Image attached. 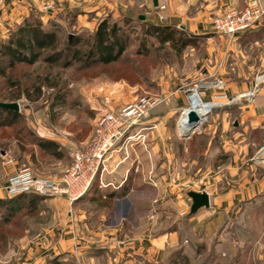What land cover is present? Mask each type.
<instances>
[{
  "label": "crops",
  "instance_id": "0c3cea01",
  "mask_svg": "<svg viewBox=\"0 0 264 264\" xmlns=\"http://www.w3.org/2000/svg\"><path fill=\"white\" fill-rule=\"evenodd\" d=\"M161 1L166 5L161 14L168 24L203 49L190 78L193 80L202 71L203 78L221 80L225 86L220 94L226 99H217L221 105L208 115L203 130L204 168L195 169V157L200 155L195 154V147L190 149L192 137L182 141L171 127L177 111L186 106L181 88L185 84L179 80L181 83L170 94V103L150 113L142 125L144 130H134L142 138L128 145L117 143L104 162V170L97 176V182L104 186L99 192L103 199L114 197V207L105 212L108 217L94 229L96 232L89 236L92 239H75L72 226L60 232L45 231L43 240L20 255L22 264H42L56 257L61 264H111L122 259L130 263L134 258L161 263L181 254L191 260V247L180 241L178 231L171 230L157 239L149 237L147 224L141 221L149 208L142 201L149 198L147 192L154 199H180L181 183L204 182L205 187L193 189L209 197V208L188 219L195 224V232L198 227L205 231L219 227L223 218L227 220L240 210L241 203L264 195V163L254 160L257 146L251 141L256 133L264 132V84L253 96H244L252 90L250 75L264 71V13L257 25L229 38L215 34L211 21L229 9H242L248 0H157V4ZM258 2L264 10V0ZM157 14L153 0H10L0 4V34L8 24L20 25L30 16L39 19L45 28L92 33L106 17L153 23ZM216 94L208 91L204 99L214 100ZM196 132L200 134V126ZM3 170L8 177L17 168L11 164ZM5 198L0 192V199ZM165 249H171V256L165 254Z\"/></svg>",
  "mask_w": 264,
  "mask_h": 264
},
{
  "label": "rangeland",
  "instance_id": "374dc122",
  "mask_svg": "<svg viewBox=\"0 0 264 264\" xmlns=\"http://www.w3.org/2000/svg\"><path fill=\"white\" fill-rule=\"evenodd\" d=\"M119 23L124 32L130 31L129 42L121 58L112 64L96 63L83 66L68 58L56 64L46 65L39 60L31 67L16 66L9 71L8 78H0V102L16 93L20 96L14 101L19 104L20 120L13 126L9 127L6 124L0 127V192L3 195L5 193L2 188L11 176L7 177L3 168L13 164L17 168L16 172L28 170L39 178L58 179L70 165L69 149L86 146L92 138L98 120L108 110L120 109L140 97H169V102L154 109L157 110L170 103V94L176 89L177 83L183 81L185 85L181 88L185 93L198 81L200 74L203 76V72L198 71L193 80L190 78V74L196 71L195 67L203 53L201 44L188 40L187 43L177 46V49L172 48L170 43L160 45L155 39H148L147 44H150L151 48L143 54L139 48L140 41L137 39L141 33L137 28L139 23L126 20ZM17 26L10 23L4 27L0 34V44L7 43ZM49 28L55 29V27L45 29ZM57 31L59 47L65 44L69 35L84 40L90 34L83 31L74 33L59 29ZM82 49L86 48L82 46ZM137 49L138 54L135 52ZM250 55L252 56V53ZM65 63H69V66L64 67ZM261 75H264V71H255L250 75L251 89L255 78ZM45 76L58 83L56 89L45 87L43 82ZM186 77L190 79L184 81ZM10 83H17L19 86L10 88ZM37 87H40V92L36 91ZM59 90L64 95V103L53 106ZM184 102L187 106V100ZM178 114L179 111L176 119ZM2 118L3 116H0V122L3 121ZM205 124L206 121L197 125L187 137L184 136L186 132L179 134L175 119L174 125L171 126L175 136L182 141L192 137L190 149L195 147V154L200 155L195 157L196 170L204 168L201 157L205 145L203 136ZM199 126L200 134H195ZM42 140L54 142L57 151L63 156L57 158L53 156L52 150L42 149L39 145ZM251 141H255L258 149L264 144V132L256 133ZM147 184L151 185V182L148 181ZM181 184L184 185L181 187L180 199L173 196L154 199L151 198V192H147L149 198L142 200L149 205L148 211L143 208L146 211L141 221L147 224L150 238L157 239L171 230L178 231L180 241L182 243L186 241L192 250L189 255L193 258L188 260L187 264H206L214 259L217 260L213 262L214 264H264V195L241 203L240 210L227 220L223 218L219 227L208 231L198 227L195 232V224L188 222V219L194 217L197 211L189 214L191 202L186 194L194 191V188L205 187V183L193 181ZM103 187L97 182L72 203L66 197L61 199L63 196L38 199L31 208L20 203V206H13L18 210L10 219H4L3 210L0 209V264H22V254H26V251L33 247V243L43 240L45 231L60 232L65 230V227L72 226L71 232L75 239L80 238L83 241L81 237H84L90 240L91 234L96 232L94 229L106 221L108 216L105 212L114 207V197L102 198L99 189ZM143 189L146 190L145 187ZM123 230L129 234V230ZM170 252L171 249H165L166 255ZM181 255L174 257L178 259L179 264L184 263V260L180 259ZM51 260L42 264H49ZM111 264H172V262L147 263L141 258H134L130 263L122 259Z\"/></svg>",
  "mask_w": 264,
  "mask_h": 264
},
{
  "label": "built area",
  "instance_id": "2783aa9c",
  "mask_svg": "<svg viewBox=\"0 0 264 264\" xmlns=\"http://www.w3.org/2000/svg\"><path fill=\"white\" fill-rule=\"evenodd\" d=\"M9 1L0 0V4ZM165 9L164 1L157 4L159 23L167 21V18L161 14ZM263 13L264 10L258 0H248L242 9H229L214 17L211 28L215 34L232 38L257 25ZM261 83H264V75L255 78L253 89L244 96L247 98L253 96ZM208 91H216L219 94L214 95V100L206 101L204 96ZM223 92L222 81L205 79L200 74L198 81L185 91L187 106L179 111L176 119L179 134H184V128L187 126L186 123L179 124L181 116H184L188 123V115L193 113L198 125L203 124L211 111L221 105L217 99H226L225 94H220ZM168 102L169 97H140L120 109L108 110L98 120L88 144L83 148L69 149L71 162L60 178H39L28 170H21L8 178L2 190L8 198L20 194H34L44 198L63 196L72 203L88 191L98 174L104 170V162L115 145L120 142L128 145L135 140H140L142 136L134 130H144L142 125L149 114L159 105ZM254 160L264 163V144L256 150Z\"/></svg>",
  "mask_w": 264,
  "mask_h": 264
},
{
  "label": "trees",
  "instance_id": "16d2710c",
  "mask_svg": "<svg viewBox=\"0 0 264 264\" xmlns=\"http://www.w3.org/2000/svg\"><path fill=\"white\" fill-rule=\"evenodd\" d=\"M132 21H137L140 30L139 41L140 51L146 54L151 48L150 44H147L148 39H155L158 44L165 45L170 43V46L176 47L187 43L188 37L182 33L179 29L172 27L168 23L159 22H145L136 18ZM122 20H113L110 17L102 19L96 26L95 30L90 33L87 39L71 36L65 44L59 47V37L57 29L49 28L45 29L39 19L30 16L25 19L20 25H18L14 32L11 34V38L5 44H0V78H8L10 70H13L16 66L31 67L39 60H42L46 65H52L58 63L60 60L70 58L75 63H80L83 66L100 64L109 65L121 58L126 51L129 39L128 33L123 31L120 23ZM134 31V30H132ZM82 46L86 49L83 50ZM136 54L139 53L137 49ZM69 66V63H65L64 67ZM45 87L50 89H56L58 83L51 81L48 76L43 79ZM10 88L19 86L17 83H10ZM36 91L40 92V87H37ZM28 97V95H26ZM20 96L18 93L8 96L1 100L2 102H14L18 100ZM64 95L57 91L55 95L56 102L53 106H60L64 103ZM0 116H3V121L0 122V127L13 126L20 120L19 112L4 110L0 108ZM5 120V121H4ZM41 140V139H40ZM40 147L53 151V156L61 158V155L57 149L56 144L52 141L40 142ZM35 176V175H34ZM36 177V176H35ZM98 179L95 178L91 187L97 183ZM90 187V188H91ZM109 197H112L111 195ZM44 197L34 194H20L15 197L0 199V209L3 210L4 219H10L13 217L17 210L13 206H20L24 204L31 208L34 203ZM24 202V203H23ZM184 260L183 264H187L188 259L180 257ZM175 259L172 264H179ZM49 264H61L59 258L52 259Z\"/></svg>",
  "mask_w": 264,
  "mask_h": 264
},
{
  "label": "water",
  "instance_id": "95a60500",
  "mask_svg": "<svg viewBox=\"0 0 264 264\" xmlns=\"http://www.w3.org/2000/svg\"><path fill=\"white\" fill-rule=\"evenodd\" d=\"M153 6L156 8L157 6V0H153ZM142 18V17H140ZM68 38H71V35L68 36ZM0 108L4 110H10L19 112V104L18 103H6V102H0ZM198 125V121L193 113H190L188 115V130L186 131L185 137L188 136V134L196 128ZM187 197L189 198L191 205L189 208V214H194L196 211L200 209H207L209 208V197L205 192H195V191H189L187 192Z\"/></svg>",
  "mask_w": 264,
  "mask_h": 264
},
{
  "label": "bare ground",
  "instance_id": "6f19581e",
  "mask_svg": "<svg viewBox=\"0 0 264 264\" xmlns=\"http://www.w3.org/2000/svg\"><path fill=\"white\" fill-rule=\"evenodd\" d=\"M187 124V126L184 128V131L186 132L188 130V123L187 120H185L184 116H181L179 124Z\"/></svg>",
  "mask_w": 264,
  "mask_h": 264
}]
</instances>
